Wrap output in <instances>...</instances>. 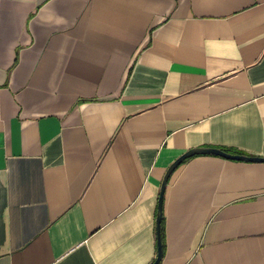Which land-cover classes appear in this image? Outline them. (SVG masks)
<instances>
[{
	"label": "crops",
	"instance_id": "0c3cea01",
	"mask_svg": "<svg viewBox=\"0 0 264 264\" xmlns=\"http://www.w3.org/2000/svg\"><path fill=\"white\" fill-rule=\"evenodd\" d=\"M201 146L264 157V0H0V264H153ZM163 205L158 264H264V161Z\"/></svg>",
	"mask_w": 264,
	"mask_h": 264
},
{
	"label": "water",
	"instance_id": "95a60500",
	"mask_svg": "<svg viewBox=\"0 0 264 264\" xmlns=\"http://www.w3.org/2000/svg\"><path fill=\"white\" fill-rule=\"evenodd\" d=\"M196 154H214L223 156L229 159H238V160H248V161H264V157L261 156H251V155H245V154H238V153H231L221 148L216 147H197L188 150L183 155L178 157L167 169L166 175H164L162 184H161V191H160V197H159V203H158V211H157V236H158V255L156 258V261L153 264H158L163 257L164 249H163V240H162V219H163V203H164V195L166 191V187L169 181V178L171 174L174 172V170L188 157H191Z\"/></svg>",
	"mask_w": 264,
	"mask_h": 264
},
{
	"label": "trees",
	"instance_id": "16d2710c",
	"mask_svg": "<svg viewBox=\"0 0 264 264\" xmlns=\"http://www.w3.org/2000/svg\"><path fill=\"white\" fill-rule=\"evenodd\" d=\"M162 221H163V219H162ZM163 222H164V221H163ZM163 222H162L161 233H162V237L165 238V237H164V224H163ZM163 238H162V240H163Z\"/></svg>",
	"mask_w": 264,
	"mask_h": 264
}]
</instances>
